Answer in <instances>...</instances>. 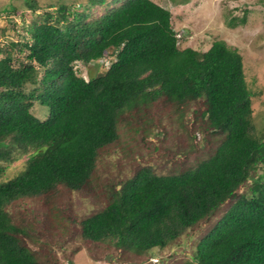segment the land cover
I'll return each instance as SVG.
<instances>
[{
	"label": "trees",
	"instance_id": "obj_1",
	"mask_svg": "<svg viewBox=\"0 0 264 264\" xmlns=\"http://www.w3.org/2000/svg\"><path fill=\"white\" fill-rule=\"evenodd\" d=\"M97 4L108 6L91 18L85 10ZM26 31L0 57V175L28 156L0 181V264H42L30 245L32 224L12 217V208L41 197L57 212L56 189L87 186L101 149L125 153L122 134L151 140L164 104L181 124L177 146L206 153L190 163L176 147L181 166L166 173L139 162L102 209L79 220L81 235L111 238L138 255L197 237L187 264H264V135L252 132L253 92L236 48L221 39L205 50L179 46L171 11L153 0H86L81 11L61 3ZM14 49L24 52L17 65ZM108 50L115 58L103 73H77L75 62ZM36 103L48 106L46 118L35 116ZM152 105L157 111L146 118Z\"/></svg>",
	"mask_w": 264,
	"mask_h": 264
},
{
	"label": "rangeland",
	"instance_id": "obj_2",
	"mask_svg": "<svg viewBox=\"0 0 264 264\" xmlns=\"http://www.w3.org/2000/svg\"><path fill=\"white\" fill-rule=\"evenodd\" d=\"M26 1L0 0V57L8 42L29 37L26 29L33 21H37L39 12L54 10L61 3L77 11H81L83 5H86V0H30L36 6L35 11H32ZM153 1L171 11L179 46L205 50L212 40L221 39L238 50L243 59L246 82L253 92L252 132L258 136L264 135V0ZM106 6L108 5L97 4L85 11H90L91 18H95L107 9ZM243 16L245 20L240 22ZM230 18H235L233 26L228 24ZM107 52L111 57L104 54L99 60L87 64L75 62L77 73L85 79L103 73L106 66L110 65V58H115L111 50ZM23 54L24 52L19 53L14 49L13 64L17 65L19 60H24ZM164 106V113L156 114V126L152 127L151 140L146 135L142 139L138 133L130 139V133L122 134L121 139H125L124 142L122 139L123 145L129 140L128 148H124L126 155L124 151H117V145L101 149L93 177L87 186L70 191L56 189L57 206L51 208L57 212H52L50 205L42 201L41 197L29 201L30 205L26 209L20 208L21 204L12 208V217L16 220L23 218V223L27 221L32 224L30 245L42 264H187L190 261L197 237L191 236L190 242L183 239L178 244H170L164 248L154 247L138 255L131 250L117 248L111 238L98 242L86 239L80 230L79 220L102 209L115 183L130 177L135 168L139 167V162L140 165L153 164L159 173L181 166L182 156L179 158L172 150L177 147L176 150L180 152L183 149L177 144L184 134L178 117L171 111L173 108L169 104ZM156 108L158 107L150 106V113L145 114L146 118L153 115ZM32 110L39 119H44L49 114L48 106L40 103ZM184 114L186 116L187 113ZM135 115L123 116L133 121L137 118ZM135 121L138 123V118ZM200 148H189L187 144L182 154L191 163L206 153V148ZM27 157L25 154L9 163L1 173L0 181L19 173L25 166ZM199 225L201 233H205L208 226L205 223Z\"/></svg>",
	"mask_w": 264,
	"mask_h": 264
}]
</instances>
